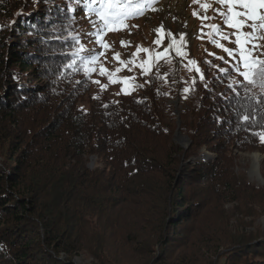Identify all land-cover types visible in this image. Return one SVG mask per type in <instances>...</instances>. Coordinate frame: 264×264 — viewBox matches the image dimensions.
<instances>
[{
  "label": "trees",
  "instance_id": "trees-1",
  "mask_svg": "<svg viewBox=\"0 0 264 264\" xmlns=\"http://www.w3.org/2000/svg\"><path fill=\"white\" fill-rule=\"evenodd\" d=\"M90 3L0 0V264H264V185L235 170L264 154V90L224 59L195 77L169 54L163 73L94 94L78 51L83 20L101 22Z\"/></svg>",
  "mask_w": 264,
  "mask_h": 264
},
{
  "label": "rangeland",
  "instance_id": "rangeland-1",
  "mask_svg": "<svg viewBox=\"0 0 264 264\" xmlns=\"http://www.w3.org/2000/svg\"><path fill=\"white\" fill-rule=\"evenodd\" d=\"M204 2L212 4V7L207 10V15L215 17V19L203 22V32H201V19L193 15L194 10L199 12L201 16L204 14L203 10L199 8V4H194L193 0H157L154 7L150 10L139 11L138 8H133L134 18L125 20L124 25L126 26H121V30H108L102 36L103 41L110 46L106 49L96 42L94 35L97 27H100L102 22L99 23L98 20L91 17L84 19L82 22L83 29L86 31L83 38L86 46L82 54L84 60L89 55L103 52V55L98 56L95 62L88 65V71L95 83L93 93L120 95L128 89L130 82L137 79V73L142 68V65L145 68H150V70L163 73L169 62V54L175 60L177 71L184 66V73L195 77L197 75L194 72L199 69L201 59L207 56L224 57V61H228L227 64H235L233 58L229 57L223 49L216 47L212 41H219L226 47L233 49L236 48L235 43L221 39L215 32L209 36L210 29L207 27L208 24H223L221 16L212 10L221 6L215 3L214 0H204ZM224 10L226 11V8ZM90 21H95V26ZM3 23L4 19L0 16V25ZM156 29H160V31L157 32L155 31ZM249 30L248 28L243 29L245 32ZM233 31L234 29L226 26L222 28V32L225 35ZM181 36L184 37L183 41L180 39ZM157 39L161 41L159 44L156 43ZM231 39L234 41L235 37L232 36ZM121 41L125 42V46L121 45ZM260 43L264 45V40L260 41ZM138 48L141 50L138 51ZM177 48H179V53ZM142 49H149L150 51L145 52ZM116 53H119V60L113 59ZM101 67L106 69L104 75L100 74ZM117 69H120V71H117ZM109 75L112 76V81L109 80ZM95 81H99V83ZM102 85L107 87H101ZM177 100L180 101V99ZM175 101L169 103L174 113L177 110L174 104ZM82 106L86 108L87 104H82ZM178 110L180 113L184 110L181 101L178 104ZM177 144L180 146L179 143ZM181 146V148L186 149L190 146V143L181 142ZM202 150L203 152L205 151L204 149ZM255 155L260 158L259 168L256 171H254L255 159L253 157ZM95 162V159L92 160L93 165ZM235 170L245 172L252 184L263 186L264 154L262 152L237 153L235 156ZM230 207L228 206L227 208ZM255 224L264 227V217L257 218ZM111 255L112 257L114 256L113 251H111ZM76 262L79 264L90 263L84 257L77 258Z\"/></svg>",
  "mask_w": 264,
  "mask_h": 264
},
{
  "label": "snow or ice",
  "instance_id": "snow-or-ice-1",
  "mask_svg": "<svg viewBox=\"0 0 264 264\" xmlns=\"http://www.w3.org/2000/svg\"><path fill=\"white\" fill-rule=\"evenodd\" d=\"M97 2L100 5L99 8L93 9L91 4ZM214 2L221 6L220 8H213L212 10L221 16L223 24H208L207 27L210 29L209 36L215 32L221 39L235 43L236 48H228L216 40L212 42L216 47L223 49L229 57L233 58L235 61L233 67L238 76L243 78L239 83L244 87L246 92L249 91V86H258L264 90V45L260 43V41L264 40V0H214ZM193 3L199 4V8L203 10L204 14L202 16L199 12L193 11V15L197 16L202 21L201 32H203V22L215 19V17H209L207 15V10L212 7V4L210 2H204V0H193ZM140 7L141 5L138 3L133 4V0H91L88 9L90 12H94L102 22L94 33L96 42L102 48L106 49L110 47L103 41L102 36L106 34L108 30H121V26H126L124 25V21L130 18L133 8ZM225 8L226 11L224 10ZM90 22L95 26V21ZM225 26L234 29V31L228 35L223 34L222 28ZM245 28L250 30L245 32L243 31ZM155 31L159 32L160 29H156ZM232 36L235 37L234 41L231 39ZM180 39L183 41L184 37L181 36ZM160 42V39H157L156 43L159 44ZM121 45L125 46V42L121 41ZM84 50L83 45L78 49V51ZM139 50L141 49L138 48V51ZM142 50L145 52L150 51L149 49ZM177 52L179 53V48H177ZM76 54L77 53H73V56ZM100 55H103V52L89 55L86 60L82 58L86 72L88 71V65L95 62ZM113 59L119 60V53L114 54ZM218 59L223 60L224 57H218ZM225 62L227 63L228 61ZM75 63L76 61L73 59L66 67L73 68ZM117 71H120V69H117ZM197 71H199V69H197ZM221 71L227 70L221 69ZM105 72L106 69L101 67L100 74L104 75ZM109 80L112 81L111 75H109ZM95 82L99 83V81ZM233 83H236V81H233ZM101 87L107 86L102 85ZM229 87L233 88L234 92L236 91L233 84H229ZM237 95H239V93H237ZM241 119L247 122L250 120V116L244 114ZM253 135L258 136L260 141L264 143V132H254Z\"/></svg>",
  "mask_w": 264,
  "mask_h": 264
},
{
  "label": "water",
  "instance_id": "water-1",
  "mask_svg": "<svg viewBox=\"0 0 264 264\" xmlns=\"http://www.w3.org/2000/svg\"><path fill=\"white\" fill-rule=\"evenodd\" d=\"M179 100L175 101L174 104L176 105L177 107V110L175 112V114L177 115V118H178V129L175 133V136H174V141L179 143L180 146H181V142L184 143H190L189 139L187 137H183L182 134H181V131H180V127H181V120H180V111L178 110V104H179ZM182 147V146H181Z\"/></svg>",
  "mask_w": 264,
  "mask_h": 264
},
{
  "label": "bare ground",
  "instance_id": "bare-ground-1",
  "mask_svg": "<svg viewBox=\"0 0 264 264\" xmlns=\"http://www.w3.org/2000/svg\"><path fill=\"white\" fill-rule=\"evenodd\" d=\"M253 157L255 159L254 171H256L259 168V160H260V158L257 155H255Z\"/></svg>",
  "mask_w": 264,
  "mask_h": 264
}]
</instances>
